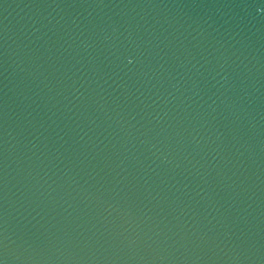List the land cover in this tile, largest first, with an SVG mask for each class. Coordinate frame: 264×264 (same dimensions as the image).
<instances>
[{
    "label": "water",
    "instance_id": "water-1",
    "mask_svg": "<svg viewBox=\"0 0 264 264\" xmlns=\"http://www.w3.org/2000/svg\"><path fill=\"white\" fill-rule=\"evenodd\" d=\"M0 264H264V0H0Z\"/></svg>",
    "mask_w": 264,
    "mask_h": 264
}]
</instances>
